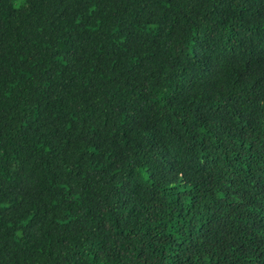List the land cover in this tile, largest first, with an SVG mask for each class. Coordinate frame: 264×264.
Here are the masks:
<instances>
[{
	"label": "trees",
	"instance_id": "1",
	"mask_svg": "<svg viewBox=\"0 0 264 264\" xmlns=\"http://www.w3.org/2000/svg\"><path fill=\"white\" fill-rule=\"evenodd\" d=\"M0 0V264H264V0Z\"/></svg>",
	"mask_w": 264,
	"mask_h": 264
},
{
	"label": "rangeland",
	"instance_id": "2",
	"mask_svg": "<svg viewBox=\"0 0 264 264\" xmlns=\"http://www.w3.org/2000/svg\"><path fill=\"white\" fill-rule=\"evenodd\" d=\"M24 2L25 0H16L14 4L16 7H20L22 4H24Z\"/></svg>",
	"mask_w": 264,
	"mask_h": 264
}]
</instances>
